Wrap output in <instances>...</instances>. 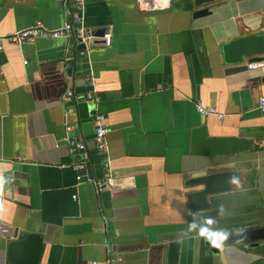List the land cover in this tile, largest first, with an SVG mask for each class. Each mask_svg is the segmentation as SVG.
<instances>
[{
	"label": "crops",
	"instance_id": "crops-1",
	"mask_svg": "<svg viewBox=\"0 0 264 264\" xmlns=\"http://www.w3.org/2000/svg\"><path fill=\"white\" fill-rule=\"evenodd\" d=\"M70 0H0V35L41 21L60 28ZM194 17L192 0H85L84 24L109 32L108 47L76 51L68 38L42 39L0 51V264L14 233L41 235V264H264L254 250L224 243L204 247L200 226L217 233L264 223V67L225 73L221 46L264 35V0H216ZM25 61V62H24ZM65 64L67 67H65ZM248 63H246L247 65ZM71 90L74 98L63 102ZM105 117L115 185L97 190L104 170L93 143L89 103ZM97 95L108 96L100 101ZM79 99V100H78ZM196 103L223 117L202 116ZM71 107L69 111L68 107ZM239 136L246 151L191 152V131ZM89 152L92 180L77 182ZM236 173L229 190L208 197L206 209L187 201V181L205 172ZM95 185H94V184ZM76 187V216L52 211L42 219V193ZM195 224V227L191 225Z\"/></svg>",
	"mask_w": 264,
	"mask_h": 264
},
{
	"label": "water",
	"instance_id": "water-1",
	"mask_svg": "<svg viewBox=\"0 0 264 264\" xmlns=\"http://www.w3.org/2000/svg\"><path fill=\"white\" fill-rule=\"evenodd\" d=\"M216 0H192L195 8L194 17L208 14L206 5ZM72 40V39H70ZM79 44L76 51L83 50ZM222 59L229 67L225 73H234L246 70V63L261 59L264 53V35H249L224 43L221 46ZM100 101L108 96L97 95ZM84 100L83 95L77 97ZM109 98V97H108ZM78 99V100H79ZM85 101V100H84ZM86 102V101H85ZM92 115L95 114V104L89 103ZM250 142L239 136H215L209 135L207 127L200 125L191 131V152L205 155H224L246 151ZM90 163H86L85 169L77 170V182L92 180L88 169ZM236 173L223 170L219 172L203 173L187 181V185L195 187L187 195V201L192 209H206L208 197L212 194L229 190V182ZM94 184V183H93ZM95 185V184H94ZM76 187H67L42 193V219L49 221L52 211L58 212L55 223H59L62 216H76L78 214L77 199H75ZM264 204V193L262 195ZM208 238H205V237ZM209 239L216 240L211 244ZM203 246L211 252H219L220 246L227 244H240L246 250H254L264 260V223L251 228H242L230 232L202 235ZM179 242L173 241L169 245L168 264H177ZM4 264H41L43 253L42 237L36 233H14L12 239L4 246Z\"/></svg>",
	"mask_w": 264,
	"mask_h": 264
},
{
	"label": "built area",
	"instance_id": "built-area-1",
	"mask_svg": "<svg viewBox=\"0 0 264 264\" xmlns=\"http://www.w3.org/2000/svg\"><path fill=\"white\" fill-rule=\"evenodd\" d=\"M84 8L85 0H70L69 5L65 10L66 20L60 28H48L41 21H36L33 25L15 31L7 35H0V51L3 48V43H12L15 45H22L25 42L32 41L37 38L42 39H55V38H68L72 39L76 44H82L85 47L99 45L108 47L111 42V35L107 31L100 35H95L84 24ZM260 60L248 63V69H255L264 67V53L260 56ZM25 62V61H24ZM65 67L67 65L65 64ZM74 98V93L68 90L63 96V102H68ZM87 103H94L95 95L89 91L83 95ZM69 111L71 107L69 106ZM195 108L202 116L215 115L221 119L223 115L218 113L213 106H203L201 103H196ZM258 108L264 109V97L258 99ZM93 126V143L96 153L100 156V164L104 170L102 180L97 184V190H109L115 185L113 179V169L111 167L110 158L108 155L107 131L108 128L105 124V117L101 114H95L92 118ZM261 150L264 152V141L260 145ZM75 150L79 151L81 161L73 165L74 169H82L86 161L89 160V152L87 147L82 142L75 144ZM79 177L77 176L76 179ZM115 259L111 256L107 258L105 264H114ZM90 264H97L92 261Z\"/></svg>",
	"mask_w": 264,
	"mask_h": 264
},
{
	"label": "clouds",
	"instance_id": "clouds-1",
	"mask_svg": "<svg viewBox=\"0 0 264 264\" xmlns=\"http://www.w3.org/2000/svg\"><path fill=\"white\" fill-rule=\"evenodd\" d=\"M191 227H195V224L191 225ZM217 229L211 228V227H204L203 225L200 226L199 232L200 234H205V233H210V234H216ZM205 238H208L207 236ZM209 242L211 244H216V240L214 239H209Z\"/></svg>",
	"mask_w": 264,
	"mask_h": 264
}]
</instances>
